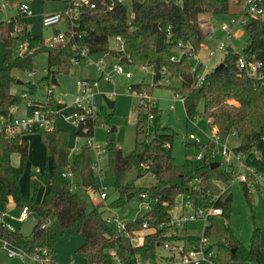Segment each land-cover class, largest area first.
I'll list each match as a JSON object with an SVG mask.
<instances>
[{
	"label": "trees",
	"instance_id": "trees-1",
	"mask_svg": "<svg viewBox=\"0 0 264 264\" xmlns=\"http://www.w3.org/2000/svg\"><path fill=\"white\" fill-rule=\"evenodd\" d=\"M5 1L8 5L17 6L27 0ZM65 3L69 8L68 0ZM259 4L264 8V0ZM228 6L229 0H89L87 5L78 7L76 31L81 33L80 38L65 43H47L41 36L31 35L24 17L16 13L0 21V42L5 48L9 49L15 40L24 44L19 55L12 56L10 52H5L2 57L0 117L7 115L10 106L22 102L20 92H34L35 86L30 82L23 83L26 90L18 93L10 91V85L15 81L10 74L12 69L31 72L33 55L44 52L46 63L43 79L47 80L49 75L67 73L71 65L81 59L78 57L79 51L86 48L87 56L108 55L122 66L147 68L151 72V82L130 84L127 91L133 94L145 92L150 96L153 89L159 88L158 82L163 78L160 73L162 68L167 76L177 77L178 86L171 88V91L182 98L185 118L205 119L208 128L215 129L216 137L231 135L237 140V145L231 149L240 154L245 167L264 175V78L252 77L237 67L240 56L246 61L256 60L264 64V17L246 18L240 25L245 35L244 46L233 49L227 45L223 50L221 66L205 72L200 84L193 85L190 56L196 55L209 35L201 27L198 16L227 14ZM65 27L68 28L67 25ZM56 32V28H52V34ZM114 36L122 40L121 50L109 46V40ZM178 44L180 50L184 47L187 50L178 60L171 61L170 56ZM40 106L57 110L64 105L47 95L44 101L33 100L29 109ZM113 109L114 102L102 96L94 116H85L80 126L74 129V135L92 136L95 126L109 122ZM134 114V144L128 154L122 153L111 129L105 133V163L117 194L107 206L120 207L131 197L138 199L143 192L155 197L157 202L150 211L129 224L134 228H140L142 219H146L149 226H156L159 221L165 220L166 210L178 194L188 196L195 206H219L221 215L211 217L205 228V234L217 241L219 260L264 264L259 249V230L253 227L247 244L243 245L229 228L230 183L233 176L226 165L223 167L219 162L216 166L210 165L215 162L213 141L208 140L200 145L202 152L197 165L183 169L174 162L171 151L173 132L162 125L155 103H149L147 107L136 105ZM81 127L86 129L85 133ZM29 133L38 135L44 159L48 163L45 169L47 190L40 202L35 200L40 187L36 178H28L26 195L19 190V179L28 150L23 135ZM12 153L19 157L17 166L10 163ZM91 162V152L85 145L69 154L68 136L62 129L50 132L32 130L9 139L0 135V207L10 199L18 209L25 207L28 215H34L37 219L32 234L23 238L17 228L13 231L5 228L0 213V243L6 242L26 253L45 249L47 262L32 264H59L54 254V244L62 237L75 235L82 237V243L75 249V254L82 258V264H113L110 251L117 254L122 264H131L135 254H151L154 250V233L145 235L141 247H131L125 237L115 234L105 223L101 203L88 209L81 195L70 189L71 182L62 176L66 168L78 176L76 186H97ZM142 177L151 180L145 186L135 185V180ZM248 180L251 178L248 177ZM218 184L223 185V189ZM239 184L252 212L250 191L245 183ZM129 195L131 197L126 199ZM162 202H166V205H162Z\"/></svg>",
	"mask_w": 264,
	"mask_h": 264
},
{
	"label": "rangeland",
	"instance_id": "rangeland-1",
	"mask_svg": "<svg viewBox=\"0 0 264 264\" xmlns=\"http://www.w3.org/2000/svg\"><path fill=\"white\" fill-rule=\"evenodd\" d=\"M1 1V0H0ZM242 1V0H241ZM239 0H229V12L228 14L220 15H207L201 14L198 16V21L201 22V27L208 31L211 29L210 34L206 37L204 44L205 47L214 54L211 57V61L218 59V67L221 66V58L223 52L216 49V46L220 41H224L225 45L230 46L233 49H240L244 46L245 35L241 29V26H235L228 39H225V33L222 31L221 26L228 23L230 20H236L240 17L239 12ZM32 15L25 16L24 19L28 26V29L33 36H41L44 42H47L51 37L52 28L43 27L40 23L42 15H48L53 13L63 12L66 8L65 0L60 1H43V0H27L26 1ZM16 5H8L4 10H0V19L6 14L15 15ZM208 21V24H206ZM57 28H60L58 25ZM24 44L20 41H13L9 49L5 48L0 42V67L2 66V57L5 52H10L12 56L19 55L22 52ZM109 46L115 48L116 44L113 40H109ZM202 55V53L200 54ZM101 58L104 61V71H109L114 61L109 59L108 55H88L81 58L78 62L71 65L67 73H55L49 75L48 79H43L45 75V53L37 52L33 55L31 60V71L34 72L33 76H27V72L20 71L18 69H12L10 74L15 81L10 85V91L18 93L21 90H26L23 83L30 82L35 88L32 94H27V97L37 102L44 101L47 96L46 89L50 90L49 95L53 100L66 106H71L75 95L77 93V81L83 79H97L95 73L94 63ZM208 59V56H206ZM205 58V59H206ZM198 59V58H197ZM204 59V55L202 56ZM204 59V60H205ZM199 60V59H198ZM194 63V60H190ZM212 62V64H213ZM211 67V66H210ZM208 67V70L214 69ZM124 71L130 73L129 78L117 75L112 77V84L99 81L98 89L103 95H108L112 90L115 92V96L111 98L114 102L113 114L107 124L98 125L93 128L92 141L95 146H103L105 133L108 129L114 128V137L123 154L131 152L134 144V107L138 104L147 107L149 103H155L157 109L161 115V123L163 126L169 128L173 132L171 140V151L174 157V162L177 166L187 169L197 165L200 160L196 159V155L201 153V146L208 140H213L216 137L215 133L207 126V121L202 118H196L195 120H187L183 111L182 103L173 96L171 88L178 86V78L174 76H167L164 74V79L158 82L159 88H155L152 94L148 96L145 92L133 94L127 91L130 84L137 82L150 83L151 73L148 69H141L136 66H124ZM53 76L55 84L50 82V77ZM16 81L21 82V85ZM161 86V87H160ZM152 96V97H151ZM153 98V99H152ZM102 96L97 97L98 104L101 103ZM172 108L169 109V106ZM201 105L198 106V109ZM21 109V107H20ZM56 127L62 129L67 133L68 144L71 146L74 140V127L70 122H66L61 118L56 121ZM27 135V134H26ZM192 135L195 140L189 139L188 136ZM28 154L27 160L24 165L23 173L19 179V185L22 191L27 192V180L28 178H36L40 187L36 193L35 200L37 201L42 193V190L46 186V167L47 161L44 159L43 151L41 149V143L37 134H28ZM219 141L224 142L229 148L237 143L236 139L232 137L220 136ZM83 140L80 139L79 143ZM198 145H195V143ZM17 160L18 156L14 155ZM214 161L221 163L224 167L226 161L219 154H214ZM17 162V161H16ZM18 163V162H17ZM264 182V175H262ZM99 186L106 189L107 197L101 200L100 209L102 210V216L105 217H118L121 220L137 219L143 214L141 202L135 197L120 207L110 208L107 203L116 197V192L113 190V179L110 176L106 163L103 164V169L99 176L96 177ZM151 178L142 177L135 180V185H147ZM73 183L78 181V176L73 175ZM262 184V182H261ZM74 190L81 195L84 199L86 207L89 209L92 205L86 196V193L80 187L74 188ZM251 198V210L250 212L248 204L245 202L240 184L238 181L233 180L230 183L231 192V204L229 212V228L233 235L240 240L243 245H246L253 227L259 230V249L264 257V184H255L254 187L249 190ZM252 216V218H251ZM3 222L12 223L6 216L2 217ZM202 223L191 222L189 224V231L191 234L200 233ZM82 243L81 235L71 236L69 238H60L54 244V254L59 264H82V258L75 254V249ZM0 264H32L30 258H7L5 253L0 250Z\"/></svg>",
	"mask_w": 264,
	"mask_h": 264
},
{
	"label": "built area",
	"instance_id": "built-area-1",
	"mask_svg": "<svg viewBox=\"0 0 264 264\" xmlns=\"http://www.w3.org/2000/svg\"><path fill=\"white\" fill-rule=\"evenodd\" d=\"M88 1L89 0H68L70 7L65 8L63 12L41 16L40 23L43 27L56 28L57 30L55 34H51L47 43H65L68 40L74 42L76 38H80L81 33H77L76 31L78 7L82 4L87 5ZM260 1L261 0H242L240 2V17H237L236 20H230L228 23L221 26L222 31L225 33V39H228L234 27L241 25L246 18L264 17V8L260 6ZM7 6L8 4L5 0L0 1V10H4ZM90 7H93V5L90 4ZM16 13L22 17L32 15L26 1H22L16 6ZM58 25L60 28H57ZM66 25L68 28L65 27ZM110 40L115 42V49H122V40L119 36H114ZM225 47L226 45L222 40L218 43L216 49L223 52ZM180 48L181 46L179 44L176 45L174 53L170 56L171 61L178 60L180 55L187 50V47H184L183 50H180ZM213 54V51H208V60L211 59ZM86 56L87 49L82 48L78 53V57L83 58ZM190 58L194 60V63L191 66V72L194 77L193 85L198 86L208 68V63H201L196 55H192ZM103 64L104 61L101 58L94 63L97 79H83L77 81V93L71 106L64 105L57 110H52L44 106L29 109L33 100L28 98L27 94L20 92L19 97L22 99V102L10 106L7 115L0 117V135L9 139L17 134L30 132L32 130L50 132L57 129L56 121L58 118L70 122L74 129L79 127L85 116H94L99 103L97 101L98 96L101 95L108 99L115 96L113 90L108 95L101 94L98 89V83L100 80L104 83L112 84L113 76L120 75L124 78H129L131 76L129 72L124 71V66L118 63H115L109 71H104ZM237 67L239 70H243L246 74L252 77L264 78V64L260 61H246L240 56L237 59ZM140 68L147 69L144 67ZM160 73L164 76V68L160 70ZM33 74V71L27 72V76L29 77L33 76ZM163 79L164 77L160 79V81ZM46 92L47 95H49L50 90L47 88ZM173 96L182 103L181 97L177 95ZM169 108H172V106H169ZM81 131L85 133L86 129L81 127ZM188 138L195 140L192 135H189ZM80 139L83 140L82 143H79ZM212 141L215 145L214 154H219L224 158L226 166L228 167L227 169L232 173L233 180L245 183L248 190H251L255 184L262 185V175L256 173L251 168H246L239 153L232 151V149L226 146L224 142L219 141L217 137L213 138ZM81 145H85L89 148L92 155L91 168L95 176H99L106 160L105 149L103 146L93 145L92 136L74 135L73 144L69 146V154L77 152ZM195 158L200 159L201 153L197 154ZM232 163L234 165H232ZM62 176L71 182V190L79 187L73 183V174L67 168L63 170ZM248 177H250L251 180H248ZM218 187L223 189V185L218 184ZM80 188L86 193V196L91 203L97 202V204H99L101 200H104L107 197L106 189L99 186L98 183L97 186L88 185ZM216 198L217 197H214V199ZM137 200L141 202L144 210L143 213L150 211L151 206L157 202L155 197H151L146 192L140 193ZM161 204L166 205V202H162ZM0 213L2 216L4 215V211H0ZM166 213L167 218L159 221L156 226H149L146 219H142L140 228L129 226V224L135 219L121 220L118 217L113 216L103 218L105 223L115 234L125 237L130 246L134 248L143 245L146 234L151 232L154 233L153 252L149 255L145 254L144 256L135 254L131 264H255L251 261L232 260L221 262L219 260L217 241L205 234V228L209 225L211 217L221 215V207L214 205L195 206L191 200H189L188 196L178 194L173 199L172 203L169 204ZM27 215L26 208L22 207L19 209L17 216H8V218L21 224ZM191 222L202 223L200 233H190L189 224ZM3 223L7 230H14V228L7 222ZM0 250L5 253L7 258H19L20 260H23V258H30L32 263L47 262L48 260L47 252L43 248L38 249L33 253H26L20 248H14L6 242H1ZM109 253L113 264H122L120 258L114 251H110Z\"/></svg>",
	"mask_w": 264,
	"mask_h": 264
},
{
	"label": "crops",
	"instance_id": "crops-1",
	"mask_svg": "<svg viewBox=\"0 0 264 264\" xmlns=\"http://www.w3.org/2000/svg\"><path fill=\"white\" fill-rule=\"evenodd\" d=\"M239 1H241V0H239ZM228 13H230L229 12V6H228ZM227 13V14H228ZM10 16H12V15H10V14H6V15H4L3 16V18H2V20L0 19V21H3V20H6L8 17H10ZM200 24H201V22H200ZM206 24H208V21H207V23ZM210 32H211V29L209 28L208 29V33L210 34ZM205 41V40H204ZM22 49H23V47H22ZM208 51H209V49L208 48H206L205 47V44H204V42L201 44V46H200V48H199V50H198V52L196 53V57L199 59V61L201 62V63H208V67H210L209 69H211V68H216L217 66H218V64L219 63H217L218 62V59L216 58L215 59V61L213 62V61H211V59H207L206 58V56H207V53H208ZM202 53V55H200ZM204 55V59H202V56ZM109 59L111 60V61H114L115 62V60L113 59V58H111V57H109ZM212 62H213V64H212ZM101 81V80H100ZM103 82V81H102ZM17 83V82H16ZM17 84H19V85H21V82H19L18 81V83ZM152 97V96H151ZM153 99V98H152ZM156 105V104H155ZM170 106H172V105H170ZM169 109H171V108H169ZM173 109V108H172ZM212 131H213V133H215V129H212ZM33 134V133H32ZM29 135H30V133H29ZM27 136H28V134L26 135H23V138H25L26 140H27ZM220 137V136H219ZM219 137H217V138H219ZM222 137V136H221ZM225 137H232L231 135H227V136H225ZM233 138V137H232ZM234 139V138H233ZM27 144H28V140H27ZM237 145V143H235V144H233L230 148H232L233 146H236ZM29 149V148H28ZM41 149H42V146H41ZM42 151H43V149H42ZM16 153H12L11 155H10V163H11V165L12 166H17V162H18V160H17V158L14 156ZM27 154H28V150H27ZM17 155V154H16ZM18 156V155H17ZM19 158V157H18ZM17 161V162H16ZM232 165H234L233 163H232ZM34 178V177H33ZM261 182H262V184H264V182H263V179H261ZM20 184V183H19ZM19 190H20V192L23 194V195H26L27 194V192H25V191H22V189H21V187H20V185H19ZM46 190H47V186H45V188L42 190V193H41V195H40V197H39V199L37 200L38 202H40L41 200H42V198H43V195H44V193L46 192ZM0 211H4V215L3 216H6L7 218H8V216H17L18 215V212H19V209L15 206V204L9 199L3 206H1L0 207ZM2 216V217H3ZM32 216H34V215H32ZM35 217V216H34ZM9 219V218H8ZM11 222H13V224L12 223H9V222H7L8 224H10L14 229H16V228H18L19 227V225H20V223H18V222H16L15 220H11V219H9Z\"/></svg>",
	"mask_w": 264,
	"mask_h": 264
},
{
	"label": "water",
	"instance_id": "water-1",
	"mask_svg": "<svg viewBox=\"0 0 264 264\" xmlns=\"http://www.w3.org/2000/svg\"><path fill=\"white\" fill-rule=\"evenodd\" d=\"M218 66L214 69H217ZM18 83V81H16ZM50 82L52 84H55V80L53 76L50 77ZM112 131H114V128H111ZM217 162H212L211 166H216ZM131 195L127 196L126 199H129ZM37 225V219L32 215H27L24 220L21 222L19 227L17 228V232L23 237L28 238L31 234L35 226Z\"/></svg>",
	"mask_w": 264,
	"mask_h": 264
}]
</instances>
